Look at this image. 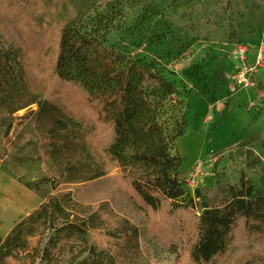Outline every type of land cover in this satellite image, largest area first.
Returning a JSON list of instances; mask_svg holds the SVG:
<instances>
[{
    "label": "rangeland",
    "instance_id": "374dc122",
    "mask_svg": "<svg viewBox=\"0 0 264 264\" xmlns=\"http://www.w3.org/2000/svg\"><path fill=\"white\" fill-rule=\"evenodd\" d=\"M39 2L45 11L41 21L47 26L49 41L69 24L72 35L96 38L108 51L159 62L179 100L166 104L162 120L176 115L175 132L181 130L182 137L193 133L199 143L193 165L184 168L182 158L177 175L187 199L194 198L199 208L203 200L217 193H230L231 186L245 197L248 184L264 195V0ZM30 47L36 49L37 43ZM29 74L32 95L38 102L58 104L49 95L50 77L33 75L32 69ZM63 111L73 139L68 149L58 153L44 139L48 125L39 116L38 103L9 119L0 109V169L38 196L21 192L23 211L36 210L51 197L58 198L63 209L54 229L49 223L27 224L23 238L28 246L11 263L90 264L91 231L102 230L115 237L117 221L127 219L138 228L139 239L131 264H179L176 253L155 238L148 218L115 178L120 171L139 177L151 167L128 158L122 169L88 179L95 161L78 137L83 123L85 133L92 131L93 123L81 121V126ZM9 125L14 127L9 129ZM182 137L175 140L173 153L181 155L178 142ZM117 150L126 156L133 153L125 142ZM68 215L85 224V233L69 234L60 225L55 229ZM231 251L216 264H264V249L228 261Z\"/></svg>",
    "mask_w": 264,
    "mask_h": 264
},
{
    "label": "trees",
    "instance_id": "16d2710c",
    "mask_svg": "<svg viewBox=\"0 0 264 264\" xmlns=\"http://www.w3.org/2000/svg\"><path fill=\"white\" fill-rule=\"evenodd\" d=\"M44 12L39 0H0V109L5 111L4 118L38 103L39 116L48 125L44 139L58 153L68 149L73 139L63 109L78 124L92 122V131L85 133L83 123L78 137L95 161L88 179L122 169L128 158L149 165L151 171L145 175L134 177L120 171L115 178L148 218L155 238L176 253L179 264H216L229 250L227 260L231 261L264 249V195L251 184L245 197L231 186L230 193H217L199 208L194 198L185 196L177 178L182 157L179 151L172 152L175 140L183 136L181 130H174L178 117L162 120L166 104L179 100L159 62L108 51L96 38L72 35L69 24L49 41L47 26L41 21ZM33 42L36 49L30 47ZM29 69L33 75L50 77L49 95L58 104H40L32 95ZM122 142L129 143L131 155L117 150ZM59 211L63 209L58 198L51 197L17 223L6 238H0V264H12L28 246L23 238L28 223H49L54 229ZM67 218L55 229L60 225L69 234L85 233V224L70 220V215ZM117 225L115 237L91 231L90 264L132 263L138 228L127 219L118 220Z\"/></svg>",
    "mask_w": 264,
    "mask_h": 264
},
{
    "label": "crops",
    "instance_id": "0c3cea01",
    "mask_svg": "<svg viewBox=\"0 0 264 264\" xmlns=\"http://www.w3.org/2000/svg\"><path fill=\"white\" fill-rule=\"evenodd\" d=\"M21 192H29V194L38 197L29 186L0 169V238L7 237L12 232L13 227L35 209L23 211Z\"/></svg>",
    "mask_w": 264,
    "mask_h": 264
},
{
    "label": "bare ground",
    "instance_id": "6f19581e",
    "mask_svg": "<svg viewBox=\"0 0 264 264\" xmlns=\"http://www.w3.org/2000/svg\"><path fill=\"white\" fill-rule=\"evenodd\" d=\"M178 148L184 160L183 167L186 169L191 167L199 152V143L195 134H185V136L178 142Z\"/></svg>",
    "mask_w": 264,
    "mask_h": 264
}]
</instances>
